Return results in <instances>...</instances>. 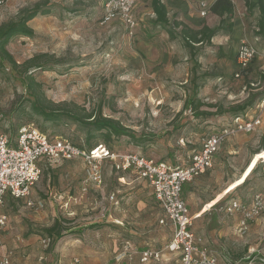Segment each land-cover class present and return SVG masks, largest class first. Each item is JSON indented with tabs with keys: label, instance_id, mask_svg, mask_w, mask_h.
<instances>
[{
	"label": "rangeland",
	"instance_id": "1",
	"mask_svg": "<svg viewBox=\"0 0 264 264\" xmlns=\"http://www.w3.org/2000/svg\"><path fill=\"white\" fill-rule=\"evenodd\" d=\"M44 1L49 3L42 10L51 13L29 24L33 38L16 36L8 43L17 67L0 62V130L12 146L22 127L30 126L84 150L105 145L109 151L179 165L201 149L205 136L231 126L236 110L252 95L264 92V31L260 13L248 12L245 0H230L235 5L232 30L193 46L183 38L185 31L221 24L211 13L201 15L200 4L213 0L169 1V8L175 6L184 15L181 22L169 15L166 27L150 15L151 0H138L136 17L142 27L133 37L118 17L107 18L105 0H6L0 25ZM242 42L254 45L258 55L248 72L237 77L236 53ZM30 61L33 65H27ZM29 75L40 84V94L60 105L68 118L47 121L33 110ZM259 113L247 108L238 114L252 119ZM260 114L261 126L227 138L216 155L219 163L212 170L218 169V181H225L217 187L214 180L201 197L224 191L204 212L228 194L223 207L232 200L249 203L255 193H264V112ZM89 116L93 119L87 120ZM102 117L113 120L120 133L86 124ZM101 169L103 182L97 184L89 181L88 165L81 159L44 164L30 199L7 197L3 212L9 218L0 232V260L180 264L178 254L167 250L174 228L160 224L164 211L151 187L133 174H116L110 161ZM222 208L195 222L197 240L224 264H264V211L244 233L241 216H230ZM146 249L159 251L160 260L143 263Z\"/></svg>",
	"mask_w": 264,
	"mask_h": 264
},
{
	"label": "built area",
	"instance_id": "2",
	"mask_svg": "<svg viewBox=\"0 0 264 264\" xmlns=\"http://www.w3.org/2000/svg\"><path fill=\"white\" fill-rule=\"evenodd\" d=\"M108 19L118 17L125 25L130 36L140 29L136 17L137 0H105ZM6 0H0V7ZM201 15H208L209 6L202 2ZM237 77L248 72L251 62L256 58L257 49L248 42H242L236 53ZM264 112V100L252 109ZM252 119L238 116L232 119L231 126L223 127L219 132L205 136L201 149L190 155L187 162L175 165L163 160L149 158L140 153H117L109 151L105 145L92 150H84L62 138H51L35 127H22L15 146L8 136L0 130V232L8 225V215L3 212L7 197L15 200L30 199L33 189L41 179L44 164H53L60 160L81 159L89 169V181L102 184L101 168L103 162H112L116 174L130 173L144 180L151 187L158 205L164 211L160 224H171L174 228L172 241L167 246L169 253L178 254L180 264H222L219 256L203 247L194 232L197 214H192L183 198V187L204 176L213 169L216 155L227 138L238 133L251 134L262 125L261 114ZM114 197H112V200ZM29 205L32 202L29 201ZM223 210L226 214L240 215L241 228L245 233L250 223L255 222L264 211V193H255L249 203L232 200ZM143 263L160 260V252L146 249L141 253ZM0 264H10L8 258ZM263 264V263H259Z\"/></svg>",
	"mask_w": 264,
	"mask_h": 264
},
{
	"label": "trees",
	"instance_id": "3",
	"mask_svg": "<svg viewBox=\"0 0 264 264\" xmlns=\"http://www.w3.org/2000/svg\"><path fill=\"white\" fill-rule=\"evenodd\" d=\"M48 3V1L37 3L32 7V9L23 10L16 21L3 23L0 25V62L2 65H4L3 61H6L13 67H17L18 64L13 61L12 56L8 52V43L12 39L16 38V36L33 38L35 32L34 29L30 28L29 24L33 21V19L37 18L38 16H48L51 13L50 10H42L45 6L48 5ZM245 5L247 7L248 12L257 10L260 13V29L261 31H264V0H245ZM213 6L214 7L212 8V13L220 17V26H218L216 29L204 26L197 32L185 31L183 34V38L187 41V44L189 46H193L194 44L200 45L205 42L210 43L221 30L227 31L228 28L229 30H232L231 28L234 24L231 21L235 9L233 3H231V1L229 0H218ZM151 7H153V10L156 15V24L166 27V25H168L169 23L168 9L163 4V1L151 0ZM169 35L173 38L175 36L172 31H169ZM33 63V61H30L29 63H27V65H33ZM26 80L27 89L34 98V111L40 114L47 121L59 120L61 117L64 116L68 118V114L60 107V105H55L54 103L47 100L42 94H40V84H37L35 78L29 75L28 77H26ZM249 99V101L245 102V106H241V108L239 107L238 110H236L237 112L233 119L235 117L241 116L238 113L247 108L254 109L259 102L264 100V92L259 93L257 95H252V97H250ZM192 109L194 112H199L200 107ZM74 119L76 121H79L76 118ZM91 119H93L92 116L87 117V120ZM90 122L91 123L86 124L92 126L96 131L108 130L110 133H120V131L118 132L116 123L111 119L102 117L100 119H94ZM95 147L97 146H94L92 148L94 149Z\"/></svg>",
	"mask_w": 264,
	"mask_h": 264
},
{
	"label": "crops",
	"instance_id": "4",
	"mask_svg": "<svg viewBox=\"0 0 264 264\" xmlns=\"http://www.w3.org/2000/svg\"><path fill=\"white\" fill-rule=\"evenodd\" d=\"M163 1V4L165 5V7H167V9H168V16L169 15H171L172 14V17L174 18V21H178V22H181V21H183L182 19H183V13L181 14V12H179L180 10L177 8V7H170L169 8V3L170 2H172L173 3V0H162ZM170 1V2H169ZM218 0H213L210 4H208V6H209V11H208V14H212L213 16H217V17H219L218 15H214L213 13H212V8L214 7L213 5H215V3L217 2ZM230 1V0H229ZM137 3H138V0H137ZM231 3H233V2H231ZM172 6V5H171ZM190 7H191V9H193L194 7L193 6H191V5H189ZM235 6V5H234ZM137 4H136V15L138 14V12H137ZM235 10V9H234ZM200 12H201V7H200ZM150 13V15L152 16V18H155L156 19V15H155V12H154V10H153V7H152V9H151V11L149 12ZM220 18V17H219ZM139 21V20H138ZM139 24H140V29H141V27H142V24L139 22ZM180 25V24H179ZM181 28H183L182 26H181ZM183 29H185V28H183ZM188 29V28H187ZM186 29V30H187ZM218 163H219V160H218V158L217 159H215V166H217L218 165ZM213 172H215V173H213ZM126 174H130V173H126ZM132 175V174H131ZM220 175H221V173H220V171H218V169H217V171L215 170H210L209 172H207V174H204V176H202V177H199V178H197L196 180H194L195 182H190V183H187L184 187H183V198H184V200H185V202H186V204H187V206H189V208H190V210H191V213L192 214H197V220H196V222L198 221V220H200V219H202L203 217V215L205 216L207 213H209V212H211L213 209H215V210H218V208H222L223 206H221L222 204H221V202H222V200H224V199H222L221 200V202H219L218 204H215L214 205V207L210 210V211H208V212H204V210H205V208H206V205L208 204V203H211L212 201H214L222 192H220V193H218L215 197H211V198H202L201 197V195H205V193H206V191H208L207 190V187H209V185H210V183L211 182H213L214 180V182H216L217 183V187H219V186H221V183H222V181H225V178H222L221 179V181H218V179L220 178ZM241 177V176H240ZM239 177V178H240ZM125 180V178H120V180ZM140 179V178H139ZM142 180V179H141ZM235 181H237V180H235ZM234 181V182H235ZM145 182V181H144ZM234 182H231L230 184H228L227 186H225L226 188H228L231 184H233ZM147 183V182H146ZM226 188H224L225 190H226ZM152 190V189H151ZM234 192V191H233ZM232 193V192H231ZM217 208V209H216ZM223 209V208H222ZM202 217V218H201ZM168 225H170L171 226V228L173 227L171 224H169V223H167ZM221 260V259H220ZM227 261V260H226ZM229 264H235V262L234 261H227ZM221 263L222 264H224L223 263V261L221 260Z\"/></svg>",
	"mask_w": 264,
	"mask_h": 264
}]
</instances>
